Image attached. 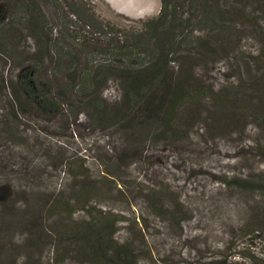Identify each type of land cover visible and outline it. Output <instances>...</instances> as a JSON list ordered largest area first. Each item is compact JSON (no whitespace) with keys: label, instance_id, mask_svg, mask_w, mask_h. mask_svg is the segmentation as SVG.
Masks as SVG:
<instances>
[{"label":"rangeland","instance_id":"374dc122","mask_svg":"<svg viewBox=\"0 0 264 264\" xmlns=\"http://www.w3.org/2000/svg\"><path fill=\"white\" fill-rule=\"evenodd\" d=\"M237 3L226 1L234 39L228 52L188 65L184 58L201 56L200 44L213 33V25L203 20L201 9L186 6L183 19L189 28L178 39L186 53L172 66L194 72L209 96L221 91L226 100L240 101L247 81H264V7H248L246 20ZM93 7L110 18L129 20L100 1ZM41 9L42 27L50 34L54 9ZM7 17L5 25L14 37L0 33V81L9 84L22 65L37 57L39 79L55 91L81 68L99 69L98 58L83 53L75 55L71 69L60 66L59 56H50L49 49L59 39L40 32L33 36L26 20ZM85 35L81 49L103 46L95 34ZM119 83L109 76L100 98L107 104L118 100ZM7 105L0 96V264H97L79 256L77 243L64 235L105 219L116 222L112 247L131 248L134 259L122 264H264V192L242 191L232 181L247 177L256 182L264 176V103L252 98V115L226 129L222 126L235 107L229 111L204 96L193 116L176 121L179 136H160L162 141L156 139L158 123L141 140L121 136L110 124L94 127L83 111L76 117L67 110L12 122L5 117ZM126 151L132 156L119 160ZM82 185L94 188L84 201Z\"/></svg>","mask_w":264,"mask_h":264},{"label":"trees","instance_id":"16d2710c","mask_svg":"<svg viewBox=\"0 0 264 264\" xmlns=\"http://www.w3.org/2000/svg\"><path fill=\"white\" fill-rule=\"evenodd\" d=\"M9 1L0 0V33L3 38L14 37L13 29L5 25L7 16L20 21L26 20L33 31V36L39 32L47 36L49 34L47 29L42 27L44 14L41 13V6L53 7L54 12H50L49 17L54 24L50 27L49 36L61 42L57 40L54 48L49 47L50 56L58 55L57 63L69 69L75 55L81 53L93 56L94 60L98 58L97 64H100L99 69L95 70L81 68L76 77L67 81L62 86L63 89L58 91H55L57 88H52L49 82L39 79L40 58L37 57L32 63L30 60L26 66L22 65L14 75V80H9V84L6 80L0 81V96L6 98L8 102L5 117L12 122L22 116H48L53 112L63 114L67 110L76 117L83 111L94 127L100 128L110 124L121 136L131 135L143 139L149 135L151 125L158 123L160 135H156V139L162 141L160 136L168 140L179 136V124L176 121H181L187 115L193 116L196 112L195 107L197 108L204 96L220 101L222 107L229 108L230 105L235 107V113H232V109L227 117L224 113L223 118L220 115L217 120L220 125V120L224 121L226 117V123L222 126L226 129L238 127L244 116L252 115L254 109L248 106L252 98L258 104L264 103V81H247L245 84L247 87L242 91L243 99L226 100L221 91L209 96V93L199 86L196 74L189 68L183 66L175 70L172 66L175 62H181L178 57L180 54L186 53L180 49L178 39L187 36L184 31L189 27L185 26L183 10L189 5L203 11V20L213 25V33L200 44L201 56L184 58V63L188 65L194 62L193 60H203L207 55L216 57L219 53L228 52L234 39L232 28L228 26L227 21L229 15L227 0H163L160 14L149 19L137 32H128L101 23L89 0H11V3ZM237 1V4L242 6L238 14L246 20L249 18L246 11L248 7L252 8L254 4L264 7V0ZM62 5L67 11H62ZM70 18L77 19L80 25L77 27L78 24ZM64 19L69 27H63ZM86 31L95 34L98 40L96 43L102 42L103 46L101 48L93 46L90 50L81 49ZM109 76L120 82L121 96L107 104L100 98L99 92L101 85ZM241 85L240 83V87ZM7 90L10 91L11 98H8ZM97 90L98 94L94 96ZM182 114L184 115L181 116ZM262 154L264 155V151ZM131 156L132 152L126 151L118 159L126 160ZM232 181L233 185L242 191H252L255 188L264 192V176L256 182L247 177L234 178ZM81 188L79 195L84 201L94 188L86 185H82ZM82 201L78 198L79 204H83ZM115 223L105 219V222L92 225L83 224L68 229L69 234L67 232L64 236L69 237L67 241L72 245L77 243L75 252L87 261H95L97 264H122V260H133L134 256H131L129 245L112 247ZM109 258L115 262L108 261ZM216 264L232 263L224 260Z\"/></svg>","mask_w":264,"mask_h":264},{"label":"water","instance_id":"95a60500","mask_svg":"<svg viewBox=\"0 0 264 264\" xmlns=\"http://www.w3.org/2000/svg\"><path fill=\"white\" fill-rule=\"evenodd\" d=\"M100 1L105 7L110 6L113 13L122 14L133 20H146L157 17L162 8L163 0H95ZM108 4V5H107Z\"/></svg>","mask_w":264,"mask_h":264},{"label":"flooded vegetation","instance_id":"af4514ba","mask_svg":"<svg viewBox=\"0 0 264 264\" xmlns=\"http://www.w3.org/2000/svg\"><path fill=\"white\" fill-rule=\"evenodd\" d=\"M89 1H90V4L92 6L94 13L96 14V16L98 17V20L101 23L113 25L114 27H116L118 29H122V30H125L128 32H137V31L141 30L143 28L144 23H146L149 20V19L133 20V19L126 17V16L119 14V13H117V15L124 16V17L128 18L129 20H126V21L125 20H116L112 17L110 18L106 14H99V11L94 9V7H93V3L95 2V0H89ZM108 7H109V9H111L109 5H108Z\"/></svg>","mask_w":264,"mask_h":264}]
</instances>
